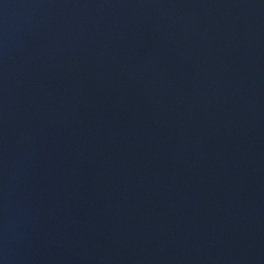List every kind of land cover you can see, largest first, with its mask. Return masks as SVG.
I'll return each instance as SVG.
<instances>
[{"label":"water","instance_id":"95a60500","mask_svg":"<svg viewBox=\"0 0 264 264\" xmlns=\"http://www.w3.org/2000/svg\"><path fill=\"white\" fill-rule=\"evenodd\" d=\"M0 264H264V0H0Z\"/></svg>","mask_w":264,"mask_h":264}]
</instances>
